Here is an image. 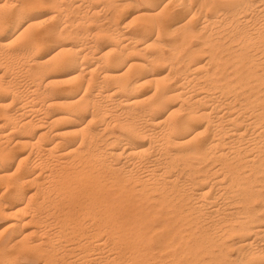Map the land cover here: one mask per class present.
I'll return each mask as SVG.
<instances>
[{
  "label": "bare ground",
  "instance_id": "6f19581e",
  "mask_svg": "<svg viewBox=\"0 0 264 264\" xmlns=\"http://www.w3.org/2000/svg\"><path fill=\"white\" fill-rule=\"evenodd\" d=\"M139 1L0 0V264H264V0Z\"/></svg>",
  "mask_w": 264,
  "mask_h": 264
},
{
  "label": "rangeland",
  "instance_id": "374dc122",
  "mask_svg": "<svg viewBox=\"0 0 264 264\" xmlns=\"http://www.w3.org/2000/svg\"><path fill=\"white\" fill-rule=\"evenodd\" d=\"M165 1V2H164ZM169 0H162V1H160V2H158V5H157V3L155 4L157 7L159 6V7H163L164 5H165V3L166 2H168ZM186 1H190V0H186ZM162 2H164V3H162ZM139 3H140V5L141 6H144V2L142 1L141 2V0L139 1ZM142 3V4H141ZM173 3H175V4H179V2L178 3H176V2H173ZM173 3L170 5V12H171V14H172V16H175V15H180L181 16V13H180V8L176 5L175 6V4L173 5ZM194 4H195V2H193ZM192 3V6H190V8L193 10H195V5ZM160 4V5H159ZM191 4V3H190ZM163 5V6H162ZM47 6H49V5H47ZM47 6L46 5H43V7L41 8V9H39L40 11H38V10H36V11H34L33 12V14L34 15H38L39 13H41L45 18H48V17H50V15H48L49 14V10H51V6H49L48 8H47ZM174 6V7H173ZM177 7V8H176ZM175 10H174V9ZM193 10V12H195ZM47 11V12H46ZM49 11V12H48ZM38 12V13H37ZM42 12H44V13H42ZM110 12H112V9H102L101 10V14H100V17H101V20H104V21H106V22H109V21H111V17H112V13H110ZM175 13V14H174ZM41 14H39V17H43ZM104 18H103V17ZM108 16V17H107ZM111 16V17H110ZM184 16V15H183ZM71 17V19L74 17V15H71L70 16ZM185 17V16H184ZM75 25H77L76 27H75ZM74 25V28H73V31H78L79 30V32H82L86 27H87V29L88 30H93L94 29V23H89L88 25L89 26H84V27H80V25H78V24H75ZM91 26V27H90ZM93 27V28H92ZM90 28H92V29H90ZM72 40H75V38L73 39H71L70 41H72ZM101 40H104V39H99V44L101 45V46H104L105 44H106V41L104 40V41H102L101 42ZM195 44V38H193V39H191L188 43H187V45H186V47H185V50L187 51L189 48H191V47H193L192 45H194ZM190 46V47H189ZM195 46V45H194ZM105 51H108V48L105 50ZM20 150V151H19ZM17 151V153L18 154H21V156H23V157H26V154H27V151H25L24 149L23 150H21V148H19L18 150H16ZM21 151H25V152H22V153H24V154H22L21 153ZM25 155V156H24ZM15 164V165H14ZM8 166V168H9V170H10V173H14V169L16 168V162L15 161H12V162H9L8 164H7ZM1 185V184H0ZM28 186H30V187H28ZM34 187V188H33ZM36 186L34 185V186H32L31 187V185H27L26 186V190L28 191V192H30L31 194L32 193H35L36 191V188H35ZM2 188H3V186L1 187L0 186V193H1V195H0V198H1V196H2ZM30 194V195H31ZM4 217V218H3ZM1 216L0 217V242L1 241H3V240H6L7 238V236L9 237L10 236V231L7 229V228H5V227H7L8 225H7V223H8V221H9V217L8 216ZM7 217H8V219H7ZM5 220V221H4ZM5 222V223H4ZM31 226V227H30ZM32 226H33V224H29L28 225V227H30V228H28V227H25V229H23V232L26 234V235H28V234H31V235H29L30 237H32L31 239H30V237L28 238V240H29V244H31L30 243V241L32 240L33 242H34V240H36V236H35V234H32V233H29V232H33V228H32ZM32 228V229H31ZM3 230H5V232L3 231ZM29 230V231H28ZM9 231V232H8ZM3 232H4V234H3ZM2 234H3V236H2ZM6 235V236H5ZM15 235H17V233L15 234ZM35 237H34V236ZM33 238H35V239H33ZM58 241V243H57V241ZM55 241V243H57L56 245L58 246V248L60 249L59 250V253H60V251H62V247L63 246H61V245H59L60 243L59 242H61V241H59V239L57 238ZM12 246H10V248H9V250H8V253H10V258L12 259V261L13 262H15L16 264H46V256L45 255H42L41 253H38V252H36V251H34V250H32L31 251V249H29V248H27V249H29V250H27V249H25L26 247H22V248H20L19 246H17V247H15L14 248V244H11ZM47 245H45V247H46ZM56 246V247H57ZM61 247V248H60ZM11 251H13V252H11ZM14 251H15V255H14ZM17 252V253H16ZM20 252V253H19ZM58 253V254H59ZM62 253V252H61ZM60 253V254H61ZM60 254L58 255L59 256V258H60ZM35 257V258H34ZM37 258V259H36ZM44 259H45V261H44ZM14 263V264H15ZM49 264V263H48Z\"/></svg>",
  "mask_w": 264,
  "mask_h": 264
}]
</instances>
